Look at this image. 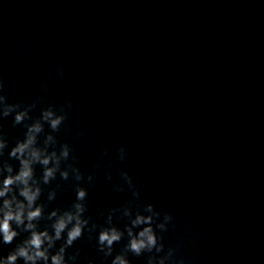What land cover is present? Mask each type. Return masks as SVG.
I'll return each mask as SVG.
<instances>
[{"label": "water", "instance_id": "water-1", "mask_svg": "<svg viewBox=\"0 0 264 264\" xmlns=\"http://www.w3.org/2000/svg\"><path fill=\"white\" fill-rule=\"evenodd\" d=\"M0 81L6 102L35 104L24 123L49 107L66 113L39 139L68 144L84 179L57 174L41 196L46 211L69 206L79 183L99 225L128 201L161 213L163 251L129 252L130 264H264V0H0ZM13 121L0 117V159L24 138ZM97 235L68 250H80L76 264H111L128 243L125 234L104 259Z\"/></svg>", "mask_w": 264, "mask_h": 264}, {"label": "clouds", "instance_id": "clouds-1", "mask_svg": "<svg viewBox=\"0 0 264 264\" xmlns=\"http://www.w3.org/2000/svg\"><path fill=\"white\" fill-rule=\"evenodd\" d=\"M3 89V82L0 81V90ZM7 98L0 94V117H8L14 114L13 126L23 123L26 131L22 140H17L15 145L8 151V159H0V244L12 245L19 239L13 248L6 255H0V264H76L80 257V250L69 254L68 250L74 243L81 239L87 232L88 239H92L93 233L96 237V247L103 258L112 255L113 246L119 243L125 234L128 243L124 246L123 252L115 255L111 264H130L126 259L127 253L140 256L144 252H162L164 245L154 230L166 231L163 224H156L154 217L161 213L156 211L152 204L139 205L135 201H128L122 208H113L109 211L105 224L99 225L93 221L91 216H86L87 189L75 185L76 197L72 203L64 208H53L46 211L47 204L41 201L44 193V186L49 185L56 179L57 174L62 180L67 181L70 173L75 181L84 179L80 169L73 164L67 163L71 149L68 144H62L57 149V140L54 135L48 133L40 142V136L44 133L45 123L52 132L59 131L61 124L66 119L63 109L58 113L53 107L42 111L40 118L31 123H24L30 119L29 112L35 104L23 107L20 104H10ZM9 149V141L0 134V158L4 156L5 150ZM125 150H119V159L124 160ZM74 159V158H73ZM18 162L14 167L9 161ZM62 164L64 167H62ZM36 166L41 169L39 177L36 175ZM128 188L132 190L134 197L139 196L135 189L132 178L127 172L120 173ZM111 180V175L107 177ZM88 181L93 176L87 177ZM59 188V185H57ZM114 190L123 191L120 186H114ZM56 197V189L47 194V201ZM119 213V218H127L123 228L113 223V217ZM146 213V214H144ZM165 220L171 221L172 217L165 213ZM44 226L41 228V222ZM134 229H139L134 233ZM58 241H63L56 248ZM173 249H168L171 256ZM168 257H161L159 264H164ZM88 264H93L89 261ZM148 264H155V257L148 258ZM175 264H184L182 260Z\"/></svg>", "mask_w": 264, "mask_h": 264}]
</instances>
